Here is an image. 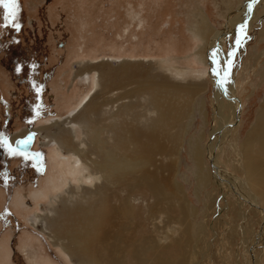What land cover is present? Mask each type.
Masks as SVG:
<instances>
[{
    "label": "rangeland",
    "instance_id": "1",
    "mask_svg": "<svg viewBox=\"0 0 264 264\" xmlns=\"http://www.w3.org/2000/svg\"><path fill=\"white\" fill-rule=\"evenodd\" d=\"M18 4L11 23L0 7V135L15 146L34 132L30 151L44 156L26 160L0 145V264H264V153L249 184L242 150L255 127L264 133V0L238 15L227 0ZM199 12L221 33L204 59L192 31ZM232 15L240 19L231 27ZM245 21L252 38L232 69L229 87L238 105L237 111L230 105L234 117L227 120L215 98L224 88L211 54L218 46L223 63ZM122 65L130 66L127 80ZM148 79L155 89L138 86ZM172 83H183L186 95ZM164 91L165 104L182 107L185 116L154 132ZM91 126L102 132L101 144L92 141ZM59 128L80 153L75 177L65 173L71 154L60 147ZM117 131L135 139L122 154L138 159L123 178L94 170L107 153L100 147L110 146Z\"/></svg>",
    "mask_w": 264,
    "mask_h": 264
},
{
    "label": "bare ground",
    "instance_id": "2",
    "mask_svg": "<svg viewBox=\"0 0 264 264\" xmlns=\"http://www.w3.org/2000/svg\"><path fill=\"white\" fill-rule=\"evenodd\" d=\"M250 2H251V0H240L238 3H236L235 0H227V6H228V8L234 10V13H233L234 15L235 14H237V15L238 14H244L245 11H247V12L249 11ZM201 13L202 12L194 13L195 15L193 16L194 23L192 22L193 23L192 31H193V35L195 37H197L198 39H200V41L202 42V45H200V50L197 51V55L200 57V59H204V58L207 57V53H206L207 52V47L209 48L211 46H214V44L217 42V38L219 37V35L221 33L217 34V31L214 32V29L211 30V27H210V24L208 23L207 18L204 16L203 13L202 14ZM234 15H232L230 20H229L230 21L229 22V24H230L229 26L235 25L234 22H236V21H238L240 19L238 16L233 17ZM215 35H217V37L212 39L211 37L215 36ZM209 37L211 38V40H214L213 41V45H210V39H208ZM217 47H216V49H217ZM195 56H196V54H195ZM195 58H197V57H195ZM199 61H201V60H199ZM103 64H106V63H103ZM105 66H107L108 68H112L110 64L105 65ZM100 67H101V65L85 66V67L79 69L78 74L82 75V74H84V72H86V71L89 72L92 69H97L98 70ZM120 68L125 69V71L120 76L123 77V80H127V78L124 76V73L126 72V74L129 76V74L131 72L130 69H129L130 66L122 65ZM137 75H138V72L137 71H133V77L135 78V77H137ZM130 78H132V77L130 76ZM154 80L153 79L141 80V81H137V83H138V86L141 87V88L147 87L146 89H148L147 85H150L152 87V89H155L156 85L153 84V83H150V82H152ZM167 81L168 80H166V82ZM167 83H170V82H167ZM156 84H157L158 88L165 89L166 92L168 91L169 93L172 92V91H169L167 88H165V85L163 83L156 82ZM181 84H183V83H181ZM181 84L177 83V85H173V83H172L169 86L173 87V88H176V86H178V88H180V89L177 90V88H176V91H180V93H182L183 95H186L187 87H184L183 86L184 84L183 85H181ZM96 85H97V83L94 84V86H96ZM229 86H231V85L227 86V90L226 91L224 89L223 96L220 94L221 92L218 91L217 92V96L215 98H216L217 101L218 100L220 101V104H218L219 105V111L221 110V111H225L226 113H228L225 116V117L228 116L226 119L228 120L230 118V120H232V118L234 117V112L232 110H230V105L233 104V107L237 111L238 103L234 104V101H233L234 100L233 99L234 92ZM199 88H201V87H199ZM111 90H113V89H111ZM133 91H134V89H133ZM140 92H142V90ZM146 92H148V91L146 90ZM166 92H165V95H163L162 93L159 94L161 96V99H162V101L160 100L161 101L160 102L161 105H159V108L157 107L158 105L155 106V107H157V109H159V112L157 111V117H156L155 121H153L151 123V125H150L152 128H154V132H156L157 130L160 131L162 129L169 128L171 125H175L176 123H178V119L179 118H182V117L185 116V114L182 113L183 112V108L182 107H181L182 110H176V109H172L171 110V108H169V105L167 104V102L165 104L164 101H166V97H167L166 96ZM136 93H138V92L136 91ZM141 94H143V92ZM149 100H150V98H149ZM83 101H84V99H82V101L72 111H75L79 107V105H81L83 103ZM154 102L158 104V100L157 99L154 100ZM149 103H150V101H149ZM164 105H166V108H165ZM225 107H227V108H225ZM59 129L61 130V132L57 135V140H60V142H61L60 143V147H62L63 149L69 151L70 154H71V155H69L68 164H66L64 166L65 167V173H67L68 175H71L72 177H75L81 171V169H79V166H80L79 164L81 162V159H79L80 161L77 159V156L80 155V153H79V151H77L76 148H74L73 142L71 140L72 137H71L70 133L67 132V131L62 130L61 128H59ZM91 130H92V141L94 143L96 141H98L101 144L102 142H101V136L100 135L102 134V132L99 129H93L92 126H91ZM152 131H153V129H152ZM256 131H257V128L255 127L254 130L249 134V137H248L249 139L246 141L245 144H243V147H242L243 155H244V163L243 164H244V167H245V171H246V174H247V181H248L249 184H252L254 179H256V174H258V169H259L258 168L259 167L258 159H259V157H261L260 156L261 153H264V133L260 134V133H257ZM17 136H18V134L16 135V137ZM25 137L22 136V138H25ZM110 138L112 139L111 142H109L110 140L108 141L110 143L109 144L110 146H108V147L103 146L104 149H103L102 146L100 147L101 150H102L101 151L102 153L104 152V150L107 153L106 154L105 153L101 154L102 155V161L101 162L94 161V168H95L94 170H97L98 172L106 171V172L113 173V174L116 173L115 175H122V178H123L125 172H123L122 170L124 168L129 167V164H130V166H131V164H135V163H132V162H135L134 161L135 157L132 155V157H134V159L132 160L130 155L129 156L123 155L122 151L123 150H127V148L129 147L127 144L134 143L135 139H132V137L129 138L128 136L125 137V133L123 132L121 134L119 131H117L115 133V135L113 137H110ZM113 138H114V144L116 145V147H113ZM35 139H36V134H35ZM127 139H129V141H127ZM131 139L134 140V141L131 142L130 141ZM34 143H35V140H34ZM34 143H33V145H34ZM137 143L139 144V142H136V144ZM33 145L29 148V150H31ZM122 147H123V149H122ZM155 147H156V145H155ZM112 148H113L114 153H112ZM136 148H138V147H136ZM199 148H200V150L197 147L198 151L195 153V157H196V160L200 164H202L203 149L201 147H199ZM116 149L118 150V152H117ZM146 151H148V150H146ZM209 151H210V154H211L212 149L210 148ZM92 152H95V151H92ZM134 152H136V151H134ZM140 152H141V150H140ZM84 157H87V155L86 156L84 155ZM61 160H59V161H61ZM135 160H138V159H135ZM198 165H197V167H198ZM200 171H201V179L208 180V173L204 172V170H203V168L201 166H200ZM222 174H224V173H222ZM88 178H90V175H89ZM231 180H233V179H231ZM99 205H101V204H99ZM72 208H75V210L78 209L77 206H75V205H73ZM76 212H78V214H82L83 217L87 219V216L85 215V213H83L81 211L79 212V210H77ZM84 249H85V244H82L81 245V250H84Z\"/></svg>",
    "mask_w": 264,
    "mask_h": 264
},
{
    "label": "snow or ice",
    "instance_id": "3",
    "mask_svg": "<svg viewBox=\"0 0 264 264\" xmlns=\"http://www.w3.org/2000/svg\"><path fill=\"white\" fill-rule=\"evenodd\" d=\"M258 2V0H252L249 4V11L252 10L253 4ZM0 7L5 10V18L9 23L16 21L19 12L18 0H0ZM17 29L21 27L19 23L14 25ZM252 37L248 33V23L247 21L238 25L237 35L234 40V47L228 52L227 57L223 58L224 62L221 63L220 52L222 49L217 48L213 50L211 54V59L216 67L213 69L215 76L217 77V83L220 87L227 90V86L233 83L232 81V69L236 65V56L240 48L247 43ZM19 70V69H18ZM41 87H37L36 91H41ZM36 115L39 116L40 105H36ZM32 123V120L27 121ZM35 133H29L24 139L16 141L15 146L9 142V138L5 135H0V145L8 149L9 155L11 156H23L26 160H32L36 158H42L44 156L43 152H32L29 150L28 146L33 143ZM40 166H37L39 170Z\"/></svg>",
    "mask_w": 264,
    "mask_h": 264
},
{
    "label": "water",
    "instance_id": "4",
    "mask_svg": "<svg viewBox=\"0 0 264 264\" xmlns=\"http://www.w3.org/2000/svg\"><path fill=\"white\" fill-rule=\"evenodd\" d=\"M30 133H34V132H30ZM27 136H28V135H27ZM27 136H26V137H27ZM20 139H24V138H20ZM20 139H19V140H20ZM34 140H35V136H34V139H33V143H34ZM33 143H31V144L28 146V148H30V147L33 145ZM15 144H16V143H15Z\"/></svg>",
    "mask_w": 264,
    "mask_h": 264
}]
</instances>
